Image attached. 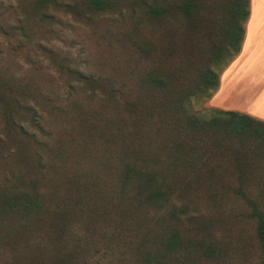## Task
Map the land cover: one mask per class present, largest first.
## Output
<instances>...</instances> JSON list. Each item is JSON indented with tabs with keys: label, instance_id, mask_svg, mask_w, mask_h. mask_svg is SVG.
I'll return each mask as SVG.
<instances>
[{
	"label": "rangeland",
	"instance_id": "obj_1",
	"mask_svg": "<svg viewBox=\"0 0 264 264\" xmlns=\"http://www.w3.org/2000/svg\"><path fill=\"white\" fill-rule=\"evenodd\" d=\"M150 3L0 0V186L13 172L33 174L29 166L36 164L38 154L44 164L56 166L60 141L81 142L87 129L99 132L107 120L126 128L122 98L137 77L169 57L163 54L169 47L175 61L185 62L181 28L186 17L181 11L171 14L169 22L178 24V30L166 35L168 24L151 16ZM87 79L97 86H87ZM111 88L117 98L106 101ZM209 107L210 100L194 110ZM95 140L99 149L105 145L101 136ZM65 149L72 152L68 145ZM67 157L66 169L59 172L71 176L90 166L89 160ZM186 173L166 172L169 180ZM214 174L217 184L235 186L233 173ZM255 187L262 189L264 183ZM65 190H59L60 196ZM194 193L179 203L188 202L194 216L176 225L183 243L187 240L186 249L165 251L161 228L142 209L136 211L139 218L123 221L111 206L84 211L72 201L55 207L65 214L62 218L24 223L14 238L0 245V264H264L246 204L230 200L214 205Z\"/></svg>",
	"mask_w": 264,
	"mask_h": 264
},
{
	"label": "trees",
	"instance_id": "obj_2",
	"mask_svg": "<svg viewBox=\"0 0 264 264\" xmlns=\"http://www.w3.org/2000/svg\"><path fill=\"white\" fill-rule=\"evenodd\" d=\"M150 4L151 16L168 24L166 35L178 30V24L169 22L171 14L181 11L186 17L181 28L185 62L175 61V51L169 47L163 53L169 57L161 56L137 77L132 91L122 98L126 128L110 120L100 125V134L88 127L91 131L87 129L81 142L60 141L56 166L44 164L38 154L36 164L29 166L33 174L13 172L4 178L0 245L14 238L24 223L64 217L55 207L73 201L84 211L111 206L123 221L139 218L136 211L142 209L144 217L161 228L163 249L173 253L188 247L176 225L194 218L188 202L179 203L195 192L214 205L230 200L245 203L264 261V187H255L264 183V121L214 107L194 110L196 104L211 99L221 72L240 52L250 0H151ZM86 85L97 86L92 79ZM113 91L105 93L106 101L117 98ZM99 136L105 141L101 149L95 140ZM64 157L72 161L78 157L81 163L89 160L90 166L70 176L59 172L66 169ZM166 172L188 173L169 180ZM214 172L233 173L235 186L217 184ZM61 189L67 190L60 196Z\"/></svg>",
	"mask_w": 264,
	"mask_h": 264
},
{
	"label": "crops",
	"instance_id": "obj_3",
	"mask_svg": "<svg viewBox=\"0 0 264 264\" xmlns=\"http://www.w3.org/2000/svg\"><path fill=\"white\" fill-rule=\"evenodd\" d=\"M210 103L264 121V0H250L240 52L221 72Z\"/></svg>",
	"mask_w": 264,
	"mask_h": 264
}]
</instances>
